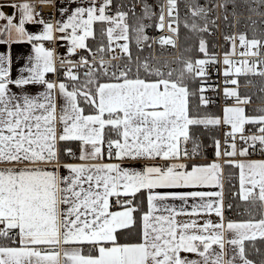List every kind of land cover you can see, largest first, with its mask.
I'll return each mask as SVG.
<instances>
[{"label":"snow or ice","instance_id":"6c2138e0","mask_svg":"<svg viewBox=\"0 0 264 264\" xmlns=\"http://www.w3.org/2000/svg\"><path fill=\"white\" fill-rule=\"evenodd\" d=\"M14 7L0 11V264H264V86L257 107L241 87L264 82V0Z\"/></svg>","mask_w":264,"mask_h":264},{"label":"built area","instance_id":"2783aa9c","mask_svg":"<svg viewBox=\"0 0 264 264\" xmlns=\"http://www.w3.org/2000/svg\"><path fill=\"white\" fill-rule=\"evenodd\" d=\"M240 3L243 4V3H244V0H240ZM37 10H38L39 12H42L43 14H45V16H47V14H48L49 12H52V11H53V8H51V9H46V8H44L43 6H40ZM228 11H229V21H223V20H221V21H220V30H219V32L214 36V38H215L214 42L219 41V43H220L221 45L224 44V41H223V39H222V34H223L224 32H228V31H232V30H234V29L231 27V23H232V17H231V11H232V9H231V6H229ZM238 11H239L240 13H242V16H241V21H242V22H241V24H239V25L236 26V29H235V30H248V29L245 28V24L247 23V17L249 16V13H248L247 9H246L245 7H241L240 9H238ZM252 18H253V19H256V20H260V19H261V17H258V16H253ZM152 34L155 35V34H158V33H155V32L153 31ZM217 50H222V49H217ZM60 51H63V48H62V47L60 48ZM145 54H146V53H145ZM213 79L215 80V79H217V77H216L215 75H213ZM256 80H257L256 77H253V78H252V83L247 85V89H250V88L252 89V88H254L256 91H258V90H259V87L255 85ZM241 87L244 88V84H242ZM213 99H214L215 103L212 104V105H210V106H209V109H215V108H217V109L221 110V108H222V106H223V104H224V99H223V97H222V96H219V97H217V96H213ZM200 139L203 140L202 135L200 136ZM205 156H206V160H205V161H211V160L214 158V157H213V147H211V146H208V147H207V146L205 145ZM251 158H252V159H261V158H264V157H261V156L258 155V154H254ZM237 159H239V157H238ZM228 203H231V202L226 201V202H225L226 206H227ZM240 211H242V210H240ZM234 213H235V212L232 211V212H231V215H234Z\"/></svg>","mask_w":264,"mask_h":264},{"label":"trees","instance_id":"16d2710c","mask_svg":"<svg viewBox=\"0 0 264 264\" xmlns=\"http://www.w3.org/2000/svg\"><path fill=\"white\" fill-rule=\"evenodd\" d=\"M249 31V34H251L250 32V29H248ZM183 35V33H182ZM211 41V37L209 38ZM259 84L261 86H264V82H261V80L259 79ZM256 85L258 86V80L256 81ZM250 94H254L253 95V99H256V102L254 103H261L260 99L258 98L261 94L259 93V91H255V90H247ZM253 107H257V106H261V104H253L252 105ZM210 111H213V112H220L219 109L215 108V109H209ZM219 135V134H218ZM202 137H203V141L205 142V145L208 147V146H211L212 147V140H211V133H204L202 134ZM228 172H230V182H231V185L232 186H236L238 185V170L236 169H232V170H227L226 171V174H228ZM235 191V187H231L229 182L226 181L225 183V192H226V195H225V198H226V201L228 202H231V203H234L235 204V201H233L231 199V192ZM241 209H243V207H233L232 209H228L226 208L227 210V213L226 215L228 216H232V215H229V212L231 210H234L235 211V215H233L232 217H237V218H246V214H243V212H239ZM257 247H261V244L259 241H257ZM251 258L259 261L260 259H262L260 256H257V255H253Z\"/></svg>","mask_w":264,"mask_h":264},{"label":"crops","instance_id":"0c3cea01","mask_svg":"<svg viewBox=\"0 0 264 264\" xmlns=\"http://www.w3.org/2000/svg\"><path fill=\"white\" fill-rule=\"evenodd\" d=\"M22 0H0V11L4 12L6 15H10V16H15L18 18L19 13H18V9L16 7H14V5L21 3ZM35 2V0H34ZM58 3H63V0H58ZM42 13V12H40ZM52 16H56L57 12H56V8L53 7V11L50 12ZM43 14V13H42ZM4 23V21H0V24ZM27 28L29 31H38L40 26L38 25H27ZM5 49L0 48V51H4ZM31 52V47L28 44H18V45H13L12 46V53L14 58H18L20 56H26L28 54H30ZM21 63L23 61H20ZM252 159V158H251ZM201 162H208V161H201ZM226 215V214H225ZM228 216V215H226ZM230 217V216H228ZM232 219H244V218H237V217H232Z\"/></svg>","mask_w":264,"mask_h":264},{"label":"bare ground","instance_id":"6f19581e","mask_svg":"<svg viewBox=\"0 0 264 264\" xmlns=\"http://www.w3.org/2000/svg\"><path fill=\"white\" fill-rule=\"evenodd\" d=\"M45 8V7H44ZM47 9V8H46ZM248 31V30H247ZM253 78V77H252ZM252 78H251V80H252ZM256 79L258 80V77H256ZM256 80V81H257ZM255 85H256V82H255ZM257 86V85H256ZM259 87V86H258ZM260 88V87H259ZM247 89V88H246ZM251 89V88H250ZM252 89H254V88H252ZM255 90V89H254ZM256 91V90H255ZM253 104H261V103H253ZM220 111V110H219ZM225 195H226V192H225ZM225 202H226V198H225ZM227 208V207H226ZM242 211H239V212H244V210L243 209H241ZM232 211H234V210H231L230 212H229V215H231V212ZM235 212V211H234ZM227 213V210L225 211V214ZM234 215H235V213H234ZM233 216V215H232Z\"/></svg>","mask_w":264,"mask_h":264},{"label":"rangeland","instance_id":"374dc122","mask_svg":"<svg viewBox=\"0 0 264 264\" xmlns=\"http://www.w3.org/2000/svg\"><path fill=\"white\" fill-rule=\"evenodd\" d=\"M211 39H212V42H214L215 38H214V37H211ZM250 79H251V78H250ZM259 79H260V78L258 77V86H259V87H262V86L259 84ZM242 84H245V81H244L243 79H242ZM242 90H246V91H247V90H250V89L242 88ZM251 90H254V89H251ZM253 101L256 102V99H253Z\"/></svg>","mask_w":264,"mask_h":264}]
</instances>
